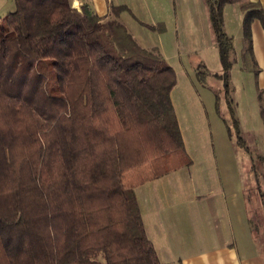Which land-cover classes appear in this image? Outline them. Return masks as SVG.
I'll list each match as a JSON object with an SVG mask.
<instances>
[{
	"label": "trees",
	"instance_id": "16d2710c",
	"mask_svg": "<svg viewBox=\"0 0 264 264\" xmlns=\"http://www.w3.org/2000/svg\"><path fill=\"white\" fill-rule=\"evenodd\" d=\"M13 1L0 22V264H162L135 188L191 163L170 97L173 68L119 21L125 5L102 18L70 0ZM230 2L203 0L225 81L237 61L223 24ZM240 8L251 51V23L264 29V7ZM233 121L264 185V154Z\"/></svg>",
	"mask_w": 264,
	"mask_h": 264
},
{
	"label": "rangeland",
	"instance_id": "374dc122",
	"mask_svg": "<svg viewBox=\"0 0 264 264\" xmlns=\"http://www.w3.org/2000/svg\"><path fill=\"white\" fill-rule=\"evenodd\" d=\"M121 1L131 8L130 13L124 11L127 16L124 25L134 39L143 47L157 49L176 74V84L170 97L184 151L191 163L176 169L172 176L157 186L204 190L209 182L217 190L243 189V199H246L243 202L246 204L249 199L248 207H252L255 213V217L251 214L252 219L259 226L261 237L257 239V246L262 255L264 233L257 187L264 189L263 179L259 177L256 180L251 170L250 154L236 144L233 121L234 115L239 128V120L247 121L248 129L244 132L240 129L241 137L251 151L264 154L263 139H258L251 131L256 120L261 118L257 111V102H260L258 78L254 76L251 64L249 75L229 72L225 81L202 0ZM147 25L157 26L151 29ZM161 27L163 31H157ZM227 90H231L230 93ZM235 96L240 101L239 107Z\"/></svg>",
	"mask_w": 264,
	"mask_h": 264
},
{
	"label": "crops",
	"instance_id": "0c3cea01",
	"mask_svg": "<svg viewBox=\"0 0 264 264\" xmlns=\"http://www.w3.org/2000/svg\"><path fill=\"white\" fill-rule=\"evenodd\" d=\"M70 2L76 10L86 5L102 18L108 16L111 6L125 5L130 8L121 0H70ZM247 2L258 3L264 7V0H232L223 7V24L226 32L234 37L237 53V63L230 73L249 75L251 71L248 67L251 64L254 76L258 78L260 102H257L259 105L257 111L261 118L256 120V125L251 131L264 141V29L259 20L251 23V51H248L243 37V13L240 8ZM13 10V0H0V22ZM125 13L122 12L119 16L123 24L124 18L127 17ZM238 41L240 45L237 48ZM234 99L238 100L239 107L238 97L235 96ZM239 124L243 132L247 131V121L239 120ZM175 172L176 170L171 171L135 188L145 233L153 244L160 262L264 264V253L260 255L258 240L248 223V205L243 202L246 201L243 199V189L217 190L212 188L209 182L204 190L195 187L188 189L157 186V183H163Z\"/></svg>",
	"mask_w": 264,
	"mask_h": 264
}]
</instances>
